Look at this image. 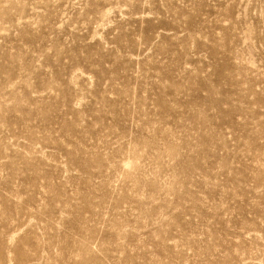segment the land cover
Returning <instances> with one entry per match:
<instances>
[{
  "label": "rangeland",
  "instance_id": "374dc122",
  "mask_svg": "<svg viewBox=\"0 0 264 264\" xmlns=\"http://www.w3.org/2000/svg\"><path fill=\"white\" fill-rule=\"evenodd\" d=\"M0 264H264V0H0Z\"/></svg>",
  "mask_w": 264,
  "mask_h": 264
}]
</instances>
